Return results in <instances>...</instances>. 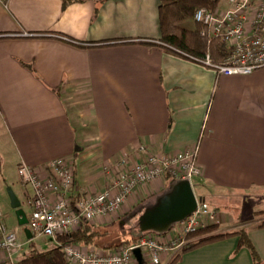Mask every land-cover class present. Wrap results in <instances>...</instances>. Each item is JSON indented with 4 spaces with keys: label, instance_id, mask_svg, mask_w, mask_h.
<instances>
[{
    "label": "crops",
    "instance_id": "0c3cea01",
    "mask_svg": "<svg viewBox=\"0 0 264 264\" xmlns=\"http://www.w3.org/2000/svg\"><path fill=\"white\" fill-rule=\"evenodd\" d=\"M158 5L0 0V209L21 245L11 254L0 249V264H16L32 238L17 211L26 205L27 218L31 210V192L22 189L17 169L21 162L42 174L45 161L72 154L82 167L79 176L75 166L73 191H96L108 185L123 153L128 163L142 156L140 145L157 153L196 145L201 173L195 176L205 199V193L223 200L264 190V67L222 74L164 43ZM69 107L88 120L90 131L75 135ZM166 183L157 177L138 185L117 214L90 222L104 227L118 220ZM5 186L12 187L18 206L11 205ZM223 223L218 229L239 227ZM244 226L264 264V226ZM237 242V235L207 241L179 251L172 264H254ZM172 257L163 255L164 264Z\"/></svg>",
    "mask_w": 264,
    "mask_h": 264
},
{
    "label": "built area",
    "instance_id": "2783aa9c",
    "mask_svg": "<svg viewBox=\"0 0 264 264\" xmlns=\"http://www.w3.org/2000/svg\"><path fill=\"white\" fill-rule=\"evenodd\" d=\"M192 19L200 24L199 34L208 40L217 37L228 46L221 62H213L209 52L203 57L191 56L213 67L222 74H246L264 67V0H228L226 8L197 7ZM128 163L126 153L117 161L118 169L109 174L108 185L100 190L73 191L74 165L72 159L57 156L43 164V173L21 162L17 169L20 179L31 187V210L27 225L31 234L53 238L79 225L80 220L92 221L100 216L117 214L126 197L135 187L157 177L184 178L198 175L201 169L196 162V145L171 153L149 151ZM191 181V180H190ZM218 221L215 208L205 199L198 198L196 208L183 220L163 234L145 232L136 239L106 249L99 246L63 245L68 264H139L134 254L137 248L142 261L148 264H164L188 241L186 234L197 227ZM16 232L7 228L0 209V249L11 254L20 248Z\"/></svg>",
    "mask_w": 264,
    "mask_h": 264
},
{
    "label": "trees",
    "instance_id": "16d2710c",
    "mask_svg": "<svg viewBox=\"0 0 264 264\" xmlns=\"http://www.w3.org/2000/svg\"><path fill=\"white\" fill-rule=\"evenodd\" d=\"M72 1L80 0H63V4ZM203 5L213 9L219 7L218 0H159V39L170 46L196 57H203L205 52L208 51L213 62H221L228 52L226 42L217 37H211L208 40L205 36H201L199 34L200 24L194 20L192 21L194 10ZM189 19L193 22V26L191 27L183 24L184 21ZM165 179L167 182L170 180L167 176ZM196 196L200 199H205L203 195ZM125 214L127 212L118 216V220H116V224H114L111 230L110 228L95 226L92 222L82 219L76 228L68 232L58 233L53 238L48 237L49 240H52V243L45 248L37 246L33 238H29V243L16 264H68L63 251V245L67 242L82 246H99L102 248H112L121 243L130 242L137 238L136 216L122 220ZM259 217L260 219L254 223L257 226H264V208L262 209V215ZM108 232H111L112 236L116 235L117 240L113 237L109 241H102ZM228 235H237L238 242L236 249L245 246L251 254L253 263H261L259 254L249 239L244 225L230 230H223L218 229V222L216 221L197 227L195 230L186 234L188 241L182 247L181 251ZM31 237H33V234H31ZM177 254L167 264H172L178 257L179 254ZM141 264L148 263L142 261Z\"/></svg>",
    "mask_w": 264,
    "mask_h": 264
},
{
    "label": "water",
    "instance_id": "95a60500",
    "mask_svg": "<svg viewBox=\"0 0 264 264\" xmlns=\"http://www.w3.org/2000/svg\"><path fill=\"white\" fill-rule=\"evenodd\" d=\"M8 196L12 206L19 205V200L14 191L8 187ZM198 197L193 191L189 178L170 179L158 192L140 201L132 207L122 220L136 216V236H142L145 232L163 234L171 227L188 216L197 206ZM19 220L26 222L25 212L17 210ZM26 234L31 236L29 228H24ZM134 254L138 263H142L139 250L136 248Z\"/></svg>",
    "mask_w": 264,
    "mask_h": 264
},
{
    "label": "rangeland",
    "instance_id": "374dc122",
    "mask_svg": "<svg viewBox=\"0 0 264 264\" xmlns=\"http://www.w3.org/2000/svg\"><path fill=\"white\" fill-rule=\"evenodd\" d=\"M218 5L220 8H226L228 5L227 0H218ZM192 21H193V19H192ZM192 21H191V19H189L187 21H184L183 24L190 25ZM66 99H68V98H66V97L63 98L65 103H66ZM66 104H67V106H71V103L68 101ZM75 106L77 108L78 104ZM79 106H80V103H79ZM70 110L71 109L69 107V119H70V122L74 128L75 135L77 137H79V135L83 131H90L91 126L88 123V120L87 119H79V118L75 117L72 113H70ZM82 121H83L84 126H82ZM84 121H86L87 123H85ZM63 157H66L70 160L72 159L74 169H75V166H77V173L80 176V174L82 172L80 159L76 158L74 161L72 154L70 156H63ZM88 160H90V158H88ZM190 180L193 184L192 187H193L194 193L196 195H200L199 194L201 191L200 185L198 183L196 176L191 177ZM21 184H22V189L24 188V189L28 190L29 192H32L31 187L28 184H25L24 182H22ZM8 187L12 189L11 186H5V193L7 196H8ZM15 187L19 188L18 186H15ZM205 195H206V202L208 203V205L217 210V214H218V221L217 222H220V223L225 222V223H223L225 225L226 224H232L233 222H235V223H233L234 224L233 226H235V225L236 226H238V225L243 226V225L248 224L249 222L254 223L256 220L260 219L259 216L262 215V209L264 208V190H259V191L251 190L247 194L246 193L245 194L244 193L231 194V195H229V197L225 196L223 200H218V198H214L209 193H207V194L205 193ZM21 208H23V211L27 215L29 208L24 204H21ZM3 210L5 211V208H3ZM228 219H230L231 221H228ZM114 224H116L115 220L112 223L105 224L104 227L107 229L110 228V230H111L113 228ZM171 230H172V228L170 229V231ZM115 231H116V228H115ZM19 234L22 238H25V236L21 230L18 231V235ZM113 237H115L117 240L116 235L112 236V233L108 232L107 236L104 239H102V241H109V240L113 239ZM32 238L35 241L36 245L41 247V248H45L52 243V240H49L48 236H45L42 234H34ZM190 239H191V237H190ZM187 240H188V238H187ZM106 249H109V247ZM175 255H173V256H175Z\"/></svg>",
    "mask_w": 264,
    "mask_h": 264
}]
</instances>
